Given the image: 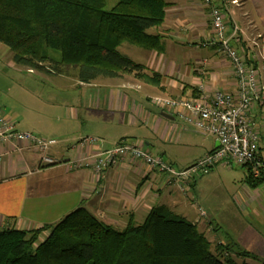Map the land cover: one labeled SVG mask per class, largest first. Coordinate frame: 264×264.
<instances>
[{
	"label": "crops",
	"instance_id": "0c3cea01",
	"mask_svg": "<svg viewBox=\"0 0 264 264\" xmlns=\"http://www.w3.org/2000/svg\"><path fill=\"white\" fill-rule=\"evenodd\" d=\"M164 1L169 4L166 21L150 34L157 35L163 40L166 51L163 53L149 51L151 54L148 61L144 64L138 63L146 66L149 73L157 72L161 75L162 88H155L160 95L148 92L149 95L146 96L148 104H153L154 108L130 99L129 93H141L146 87L132 77L95 81L92 84L76 81L74 87L82 88L87 110L80 112L79 108H72L68 112V117L75 121L80 120L83 130L80 131L81 134L75 135V138H72L74 135L64 138V140L70 139L66 141L74 140L73 144L68 145L62 141L49 151V155L56 161L78 159L97 151H108L116 146L117 138L112 140L111 137L121 133L122 127L140 125L147 127L150 132L146 129L145 138L135 136L137 140L126 139L144 149L150 150L155 143L151 131L156 133L161 141L178 143L184 137L189 123L181 120L173 110L155 105L154 99L182 97L195 99L198 97L196 87L200 83L207 88L209 98L219 90L230 94L237 92L232 65L218 50V38L211 25L205 3L201 0ZM229 1L238 3L230 5L226 17L228 32L232 30L233 22L238 24L240 30L233 46L253 66L258 75V86L262 97L254 103L251 117L257 123V131L262 132L264 130V0ZM3 116L11 121L10 116L4 114ZM177 119L185 125L176 123ZM188 126L193 127L192 124ZM88 137L100 139L101 144L80 145L81 141ZM42 139L55 140L53 137ZM111 145L115 146L111 147ZM203 147L207 148L206 153L198 159L219 147L218 138L207 136ZM0 154H3L0 163V228L4 229L9 226L8 228L15 227L19 230H35L44 225L58 223L65 216L81 208L119 228L126 227L131 215L138 221V218L147 217L154 208L173 207L186 218L185 212L190 209V202L185 200V197H191L198 182L192 179L186 180L183 186L187 194H183L185 195L183 197L180 194L182 190L176 184H169L164 174L137 160L126 158L117 166L96 175L90 169L72 172L63 165L44 167L43 154L23 142L1 144ZM164 155L162 153L155 156H161L176 168L174 162ZM259 158L264 160V140L260 143ZM198 159L185 164L182 169ZM223 166L232 170L237 166L243 169V173L238 172L242 183L241 189L233 198L237 210L225 223L216 216L210 219L220 226L218 229L224 233L223 236H219L216 233L217 229L209 226L210 220H207V225H202L203 232L207 235L212 231L217 241L216 245L237 242L244 249L254 252L264 260V230H262L264 184L257 189L246 185L250 165L244 167L234 164L228 167L223 164L214 167L212 171ZM41 167L43 168L40 170ZM203 213L206 214L201 210V216L209 215Z\"/></svg>",
	"mask_w": 264,
	"mask_h": 264
},
{
	"label": "trees",
	"instance_id": "16d2710c",
	"mask_svg": "<svg viewBox=\"0 0 264 264\" xmlns=\"http://www.w3.org/2000/svg\"><path fill=\"white\" fill-rule=\"evenodd\" d=\"M0 0V43L17 66L80 83L133 78L162 88L159 73L121 55L132 44L163 53L150 30L167 18L164 0ZM246 185L264 184L248 167ZM199 227L167 208L119 228L77 209L35 230L0 229V264H264L240 243L216 245ZM251 260L252 262H247Z\"/></svg>",
	"mask_w": 264,
	"mask_h": 264
},
{
	"label": "built area",
	"instance_id": "2783aa9c",
	"mask_svg": "<svg viewBox=\"0 0 264 264\" xmlns=\"http://www.w3.org/2000/svg\"><path fill=\"white\" fill-rule=\"evenodd\" d=\"M208 7L211 25L218 38V50L227 58L232 65L237 92L234 94L223 91H215L213 96H207V88L203 83L197 85L198 97L194 98H157L153 100L168 110H173L181 120L192 124L204 135H212L218 138L219 147L208 155L198 159L184 169L177 170L173 165L166 162L161 156H155L142 146L121 140L120 144L108 151H97L87 154L78 159L56 161L49 155V151L57 144L53 139H42L35 134L18 132L14 123L7 120L0 111V145L29 144L40 151L42 165H63L69 171L90 169L96 175L117 166L124 159L137 160L145 166L164 174L169 184L176 186L184 193L187 192L183 183L186 180H197L211 173L218 165L232 167L234 164L252 167L255 178H260L264 172V160L259 158L260 143L264 140V130L257 131V123L252 120L251 109L262 93L258 86V75L253 66L246 61L233 42L238 39L239 26L233 22V28L228 32L226 17L231 4L237 1L229 0H201ZM101 144L96 138H85L80 145ZM3 154H0L2 163ZM43 167L40 168V170ZM206 215L205 213H203Z\"/></svg>",
	"mask_w": 264,
	"mask_h": 264
},
{
	"label": "rangeland",
	"instance_id": "374dc122",
	"mask_svg": "<svg viewBox=\"0 0 264 264\" xmlns=\"http://www.w3.org/2000/svg\"><path fill=\"white\" fill-rule=\"evenodd\" d=\"M110 6L108 10L113 6L112 0H110ZM156 27L150 30V33L156 31ZM117 51L134 62L144 64L148 61V50L139 48L132 44H124L117 48ZM164 51H166L164 46ZM13 52L11 49L0 43V111L4 115L11 117V122L14 123L17 131L28 132L35 134L41 138H55L57 144L60 142H66V144H73L74 140L66 141V137L75 138V135L81 134L83 130L81 121H75L68 117L70 109L79 108L80 112L86 111L87 107L83 99L82 88L74 87L76 79L72 77H52L46 73L39 71L28 70L21 66H16L12 60ZM145 89L141 93H129L131 100H138V103L148 104L146 96L148 92L159 94L158 90L147 84H143ZM148 90V91H146ZM125 92V91H124ZM160 95V94H159ZM154 108L153 104H148ZM160 112V111H159ZM68 117V118H67ZM176 123L185 125L179 119ZM187 125V124H186ZM189 125V124H188ZM187 125V130L184 132V137L178 143H166L161 141L154 134L155 143L150 147V152L154 155H160L164 153L165 157L179 168L185 167V164L192 160L198 159L206 153V149L203 147L204 141H206L207 135L201 133L197 128ZM147 127L133 126L122 127L121 133L114 134L112 140L116 139L115 145L111 147H117L120 144L121 138L136 139V137H143L147 135ZM149 132L150 130L147 129ZM136 136V137H135ZM122 139V140H123ZM137 140V139H136ZM120 141V142H119ZM113 144V143H112ZM113 147V148H115ZM208 147V146H207ZM111 148V149H113ZM148 150V148L146 149ZM243 173V169L237 166L235 169H227L226 167L215 168L211 174L204 175L197 179L195 191L192 192L191 197H185L187 193L183 191L180 194L188 200L189 208L185 212L187 221L196 224L200 231H203V224L207 225V220L216 216L220 220L226 222L230 219L237 210L234 196L237 191L241 189L240 174ZM185 194V195H183ZM170 211L181 217L176 208L170 207ZM206 212L209 215L201 216L200 211ZM246 215V214H245ZM147 217L140 219L138 222H144ZM184 218V217H183ZM254 221V220H253ZM210 227L217 229L216 233L219 236H223L224 233L218 228L214 221L210 220ZM9 227V226H8ZM7 227V228H8ZM4 229V228H0ZM264 230V228H262ZM213 232L207 233V238L211 242V251L215 254V248L217 241L213 236ZM228 244V243H227ZM226 244V245H227ZM247 262H252L251 260Z\"/></svg>",
	"mask_w": 264,
	"mask_h": 264
}]
</instances>
